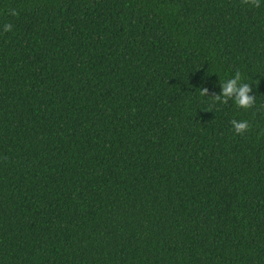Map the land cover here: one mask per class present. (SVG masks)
Listing matches in <instances>:
<instances>
[{
  "label": "trees",
  "instance_id": "obj_1",
  "mask_svg": "<svg viewBox=\"0 0 264 264\" xmlns=\"http://www.w3.org/2000/svg\"><path fill=\"white\" fill-rule=\"evenodd\" d=\"M0 264H264V0H0Z\"/></svg>",
  "mask_w": 264,
  "mask_h": 264
},
{
  "label": "clouds",
  "instance_id": "obj_2",
  "mask_svg": "<svg viewBox=\"0 0 264 264\" xmlns=\"http://www.w3.org/2000/svg\"><path fill=\"white\" fill-rule=\"evenodd\" d=\"M245 5H251L253 7H260V0H242ZM10 14L13 16H18L17 11L10 10ZM4 31H12L11 24L4 25ZM222 91L220 94L209 95V90L207 87H200L201 96H212L215 103L228 104L229 101H234L237 107L242 109H250L255 105L256 96L250 95L253 92L252 85L242 82L241 72L237 70L234 76L225 82L221 83ZM232 127L236 134L243 135L251 128V125L247 120H236L231 121Z\"/></svg>",
  "mask_w": 264,
  "mask_h": 264
}]
</instances>
